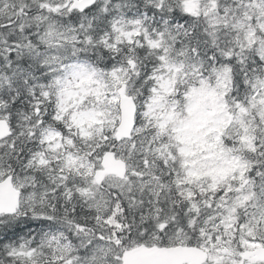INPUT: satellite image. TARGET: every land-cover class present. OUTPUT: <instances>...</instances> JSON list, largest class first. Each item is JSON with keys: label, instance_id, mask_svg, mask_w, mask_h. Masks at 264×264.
Here are the masks:
<instances>
[{"label": "snow or ice", "instance_id": "6c2138e0", "mask_svg": "<svg viewBox=\"0 0 264 264\" xmlns=\"http://www.w3.org/2000/svg\"><path fill=\"white\" fill-rule=\"evenodd\" d=\"M0 264H264V0H0Z\"/></svg>", "mask_w": 264, "mask_h": 264}]
</instances>
